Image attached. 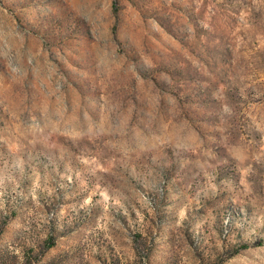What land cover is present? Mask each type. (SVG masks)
<instances>
[{
  "label": "rangeland",
  "instance_id": "obj_1",
  "mask_svg": "<svg viewBox=\"0 0 264 264\" xmlns=\"http://www.w3.org/2000/svg\"><path fill=\"white\" fill-rule=\"evenodd\" d=\"M0 264H264V0H0Z\"/></svg>",
  "mask_w": 264,
  "mask_h": 264
}]
</instances>
